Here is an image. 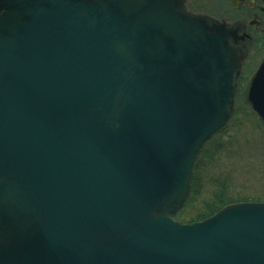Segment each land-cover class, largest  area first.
Masks as SVG:
<instances>
[{"label":"water","instance_id":"water-1","mask_svg":"<svg viewBox=\"0 0 264 264\" xmlns=\"http://www.w3.org/2000/svg\"><path fill=\"white\" fill-rule=\"evenodd\" d=\"M7 5L0 264H264V202L171 216L233 105L219 36L164 0Z\"/></svg>","mask_w":264,"mask_h":264},{"label":"flooded vegetation","instance_id":"flooded-vegetation-1","mask_svg":"<svg viewBox=\"0 0 264 264\" xmlns=\"http://www.w3.org/2000/svg\"><path fill=\"white\" fill-rule=\"evenodd\" d=\"M0 0V14L7 3ZM140 1V0H84ZM179 14L193 17L206 26L209 33L219 36L233 62V101L250 105L253 82L264 72V0H164ZM236 110V106H234ZM242 111H249L243 108ZM241 111V112H242Z\"/></svg>","mask_w":264,"mask_h":264},{"label":"trees","instance_id":"trees-1","mask_svg":"<svg viewBox=\"0 0 264 264\" xmlns=\"http://www.w3.org/2000/svg\"><path fill=\"white\" fill-rule=\"evenodd\" d=\"M243 108L249 110L244 117L240 114ZM244 118L248 119L250 128L255 131L254 138L251 137L248 143L239 136L245 127ZM243 144L260 150L259 155L264 157V128L259 116L246 103L239 104L227 123L201 145L193 164L189 192L181 207L171 213L175 219L180 222H193L204 219L233 202L264 200V192H236L234 173L240 166L239 161H234L233 172L225 173L224 160L236 157ZM261 173L263 177L264 172ZM254 175L258 177L257 174Z\"/></svg>","mask_w":264,"mask_h":264},{"label":"rangeland","instance_id":"rangeland-1","mask_svg":"<svg viewBox=\"0 0 264 264\" xmlns=\"http://www.w3.org/2000/svg\"><path fill=\"white\" fill-rule=\"evenodd\" d=\"M249 112L242 111L240 114L242 117L248 114ZM244 128L239 133L241 139L245 138L247 143L251 140V137L254 138V132L250 127L247 118L243 119ZM253 128V127H252ZM229 129V128H228ZM258 149H255L253 146H248L246 144L242 145V149L236 155V157L225 159L224 160V170L225 173L229 174L235 166L233 165L234 161H239V168H237L234 173V188L236 192L240 193H261L264 192V176L261 177V172H264V157L259 155ZM256 171L257 176L253 174V171ZM252 171V174L251 172Z\"/></svg>","mask_w":264,"mask_h":264}]
</instances>
